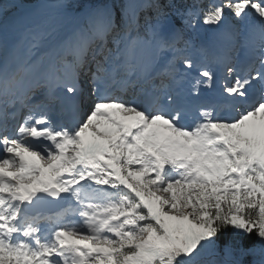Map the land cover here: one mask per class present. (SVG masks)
I'll return each instance as SVG.
<instances>
[{
    "label": "snow or ice",
    "instance_id": "6c2138e0",
    "mask_svg": "<svg viewBox=\"0 0 264 264\" xmlns=\"http://www.w3.org/2000/svg\"><path fill=\"white\" fill-rule=\"evenodd\" d=\"M0 264H264V0H0Z\"/></svg>",
    "mask_w": 264,
    "mask_h": 264
},
{
    "label": "trees",
    "instance_id": "16d2710c",
    "mask_svg": "<svg viewBox=\"0 0 264 264\" xmlns=\"http://www.w3.org/2000/svg\"><path fill=\"white\" fill-rule=\"evenodd\" d=\"M88 2L89 0H74L76 5H86Z\"/></svg>",
    "mask_w": 264,
    "mask_h": 264
}]
</instances>
